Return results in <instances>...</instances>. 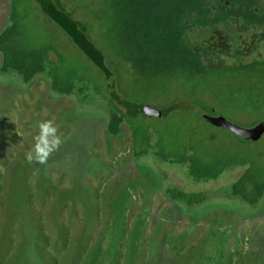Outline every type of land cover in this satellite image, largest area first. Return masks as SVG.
<instances>
[{"label": "rangeland", "instance_id": "obj_1", "mask_svg": "<svg viewBox=\"0 0 264 264\" xmlns=\"http://www.w3.org/2000/svg\"><path fill=\"white\" fill-rule=\"evenodd\" d=\"M71 1L78 10L69 8ZM111 1L65 3L76 21L84 19L87 9L105 14V21L99 20L92 31L101 34L100 39L87 25L81 27L105 53L117 76L119 95L157 109L189 102L243 128L264 121V56L231 72L174 62L164 72L147 76L151 66L140 60L135 68L138 52L124 53L117 36L121 29L111 31L114 19L107 9ZM12 10L10 17L9 0L0 6V32L10 27L15 45L38 53L45 73L59 69L76 76L77 83L90 81L96 88L89 96L88 91L80 93L83 100L77 103L55 96L42 76L29 86L18 77L0 78V264H264V197L256 210H247L243 201L234 199L226 201L224 209L189 215L164 192L165 187L184 182L177 167L158 164L162 156L165 165L200 157L221 167L232 152L238 158H255V145L239 142L229 130L185 110L164 119L128 115L109 96L104 73L35 0H14ZM237 32L229 27L233 43L240 42ZM209 40L201 39L203 45L196 44V51L207 50ZM50 55H57L60 62L56 64ZM122 82L126 92L119 86ZM119 108L141 134L155 138L151 144H156L159 156L149 149L148 155L134 159L128 123L117 137L108 134L104 116L108 110L121 113ZM42 121L52 122L61 143L44 163L35 158L28 162L26 153L33 150L39 135L36 125ZM256 147L263 149L258 168L264 170V145ZM181 150L185 152L180 154ZM256 173L258 177V169Z\"/></svg>", "mask_w": 264, "mask_h": 264}, {"label": "trees", "instance_id": "obj_2", "mask_svg": "<svg viewBox=\"0 0 264 264\" xmlns=\"http://www.w3.org/2000/svg\"><path fill=\"white\" fill-rule=\"evenodd\" d=\"M52 1L59 10L72 18L79 30L101 52L105 65L113 72L117 84V76L110 65L107 64L105 53L88 37L86 29L81 27V23L85 24L92 32L95 30L99 20L105 21V14L103 13V16H101L97 10L93 12L87 9L84 19L76 18L78 20L76 21L66 11V0ZM13 3L14 0H11L10 17L13 11ZM76 6L78 5L75 2L71 1L69 3V8L78 10ZM107 9L110 17L114 19L111 31L115 30L114 28L121 29V33L119 32L117 36H120L122 40L123 52H128L130 55H134L135 51L138 52L135 68L139 66L141 61H145L151 66V71L146 74L147 76L154 75L160 71L164 72L169 67H172L174 62H178L183 66H192L196 69L197 66L203 65L207 70L231 72L236 69H246V67L256 61V59L250 58L251 52L243 53L238 49V46L235 47L231 44L229 27L232 24V20L228 17L225 0H112ZM92 13L93 18L90 16ZM9 28H5L0 32V53L2 54L0 78L18 77L24 86H29L37 76H42L49 80L50 90L55 96L71 97L77 103L83 100H80V93L88 91L87 96H89L96 88L90 86V81L77 83L76 76L65 75L59 69L53 70L49 74L45 73L44 64L40 62L41 59L38 53L19 49L15 45L17 42H15L14 34ZM244 28L239 27V29ZM222 33H225V35H222ZM92 34L98 39L102 36L96 31L92 32ZM197 37L203 40L211 39L207 44V50L199 51L198 48L196 51V44L198 46L203 45L202 42L197 40ZM115 43L112 44V47L115 46ZM231 48L236 51L232 52ZM198 51L202 52V54ZM227 51L229 52L227 53ZM242 56L244 59H242ZM50 57L53 61H56V64L61 60L57 55H50ZM225 59L230 60L228 62L224 61ZM12 67L13 69L11 70ZM242 71H238V74ZM119 86L126 92L127 89L123 82ZM248 94L252 97L253 92ZM206 101L209 100L206 99ZM209 106L213 108V104ZM119 110L121 113L118 114L113 110H108L107 114H105L106 116H104V122L107 123L109 134L116 136L120 133L121 124L126 122L132 130L134 159L136 160L137 156L142 155V153L148 155L149 149L159 156L156 144H151L155 138L150 134H141V130L124 116L120 108ZM210 113L214 114V111ZM198 129L197 133H200L201 130ZM135 134L138 135L140 143H138V137ZM238 141L255 145L254 152H257L255 158H241V156L238 158L237 153L232 152L228 155L227 163L221 167H217V162H204L200 157L189 162H180L176 157H171L170 159L177 160V163H172L168 160L169 164L167 165L163 162V159L166 158L165 156L158 160V164L163 167H177V171L184 179L181 186L174 185L164 188L165 194L182 212L191 215L198 210L200 213L203 211L207 213L218 207L224 209L226 208L225 202L234 199L243 201L247 210L259 208V202L264 197V170L258 168V156L263 149L259 150L256 145H264V136L258 141L245 140L241 137H239ZM159 142L158 146L160 147ZM188 150L193 151L191 147H188ZM139 151L140 153H138ZM184 152L181 150L180 154ZM257 169L259 172L258 177ZM205 173L210 176L209 179H204L203 174ZM194 176H198V179L194 180ZM208 185L210 188L207 187ZM227 190H232V194H228ZM211 191L215 192V194L213 193L215 196L209 195ZM212 201L215 203L209 205ZM200 213L197 216H200Z\"/></svg>", "mask_w": 264, "mask_h": 264}, {"label": "water", "instance_id": "obj_3", "mask_svg": "<svg viewBox=\"0 0 264 264\" xmlns=\"http://www.w3.org/2000/svg\"><path fill=\"white\" fill-rule=\"evenodd\" d=\"M35 2L39 5L40 9L71 38L73 43L104 73L109 96L120 107H122L128 115H144L150 118L164 119L176 110H185L200 116L210 125L229 130L245 140L258 141L264 136V121L252 128H243L228 121L223 116L208 114L205 111H202L198 106L185 101H178L164 107L163 109H157L147 104H139L126 100L118 94L115 78L105 65L103 55L87 39L83 32L79 30L72 18L59 10L52 0H35ZM225 6L231 19L236 22L240 21L242 18L244 19L245 15L242 9V0H225Z\"/></svg>", "mask_w": 264, "mask_h": 264}, {"label": "flooded vegetation", "instance_id": "obj_4", "mask_svg": "<svg viewBox=\"0 0 264 264\" xmlns=\"http://www.w3.org/2000/svg\"><path fill=\"white\" fill-rule=\"evenodd\" d=\"M242 9L244 12V19L240 21L232 20L230 25L231 29L238 30V40L239 43L231 44L243 52H251L250 58L258 59L259 56L263 58L264 56V0H242ZM228 17L229 13L227 12ZM239 27H246L244 29H239ZM225 35V33H222ZM197 40L201 41V38L197 37ZM254 40V41H253ZM242 44V47H241ZM258 48V49H257ZM237 49V50H238ZM258 50L256 53L255 50ZM249 57V56H248ZM242 59L243 56H242Z\"/></svg>", "mask_w": 264, "mask_h": 264}, {"label": "clouds", "instance_id": "obj_5", "mask_svg": "<svg viewBox=\"0 0 264 264\" xmlns=\"http://www.w3.org/2000/svg\"><path fill=\"white\" fill-rule=\"evenodd\" d=\"M36 127L39 135L34 137L36 140L34 148L26 153L25 159L32 162L35 158L40 163H44L48 155L61 143V138L56 134L57 128L51 121L39 122Z\"/></svg>", "mask_w": 264, "mask_h": 264}, {"label": "crops", "instance_id": "obj_6", "mask_svg": "<svg viewBox=\"0 0 264 264\" xmlns=\"http://www.w3.org/2000/svg\"><path fill=\"white\" fill-rule=\"evenodd\" d=\"M6 3V0H3V2L2 3H0V6H3L4 4ZM9 8H10V11H11V0H9ZM10 14V13H9ZM101 122H103V121H101ZM105 123V122H104ZM126 122H124V123H122L121 124V126L123 125V124H125ZM106 125H107V123H105ZM121 126H120V133L122 132V130H121ZM107 130H108V127H107ZM108 134H109V132H108ZM110 135V134H109ZM110 136H112V135H110ZM112 137H117V136H112Z\"/></svg>", "mask_w": 264, "mask_h": 264}]
</instances>
